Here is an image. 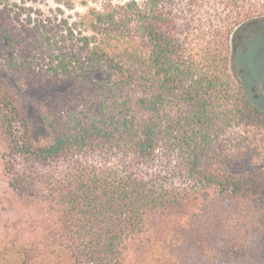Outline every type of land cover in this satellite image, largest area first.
I'll list each match as a JSON object with an SVG mask.
<instances>
[{"label":"trees","instance_id":"1","mask_svg":"<svg viewBox=\"0 0 264 264\" xmlns=\"http://www.w3.org/2000/svg\"><path fill=\"white\" fill-rule=\"evenodd\" d=\"M78 3L37 39L74 90L65 113L38 108L42 141L0 75L2 172L37 232L11 249L0 240V264H133L129 251L134 264H264V169L232 171L221 143L232 129L264 133L238 59L264 0ZM22 37L0 32L5 45ZM3 66L32 78L14 57ZM226 206L245 219L239 240L201 218Z\"/></svg>","mask_w":264,"mask_h":264},{"label":"rangeland","instance_id":"2","mask_svg":"<svg viewBox=\"0 0 264 264\" xmlns=\"http://www.w3.org/2000/svg\"><path fill=\"white\" fill-rule=\"evenodd\" d=\"M71 1L75 3L73 11L66 10L59 4L62 0H0V32L7 30L16 37L20 34L23 36L18 40L20 44L5 45L0 42V75L6 79L10 90L18 95L25 114L32 121L34 125L32 135L36 142L42 141L45 137L38 117V108L44 104L57 114L65 113L70 97L74 93L66 83L65 75H53L48 72L50 65L46 53L49 50L46 45L37 42L39 35L45 30L56 29L61 19L70 17L72 21L77 14L84 11L78 3L80 0ZM243 41L244 46L238 59L243 67L246 81L251 83V86L254 85L255 94H259L264 104V23L247 29L243 34ZM63 51L69 55L75 54L77 52L75 41L66 42ZM10 57L23 63L29 77L32 78L23 79L6 71L3 66L4 59ZM221 143L232 155L228 166L232 171L264 169L263 132L232 129L223 135ZM204 207L205 205L199 206L201 209ZM210 212L206 217L201 218L208 219L209 227L221 218L222 225L226 224L220 226L221 237L233 240L242 238L243 230L240 228V223L245 221L243 214L238 221L240 216L238 211L228 206L224 209L219 208L217 213L216 210ZM195 219L188 218L184 222H194ZM34 226L36 225L33 206L22 203L8 188L7 178L3 175L0 163V240L6 241L8 249L16 247L21 241L30 243L37 233ZM2 252L8 253L10 250L0 249V253ZM208 255L209 259L213 257L212 252L207 253V258ZM127 261L135 263L132 251L127 253ZM209 264L213 263L209 262Z\"/></svg>","mask_w":264,"mask_h":264}]
</instances>
